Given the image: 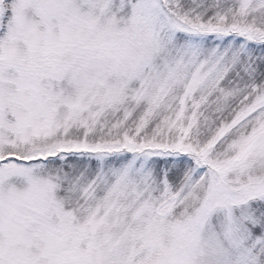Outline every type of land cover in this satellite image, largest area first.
I'll return each mask as SVG.
<instances>
[{"label": "snow or ice", "instance_id": "6c2138e0", "mask_svg": "<svg viewBox=\"0 0 264 264\" xmlns=\"http://www.w3.org/2000/svg\"><path fill=\"white\" fill-rule=\"evenodd\" d=\"M0 264H264V0H0Z\"/></svg>", "mask_w": 264, "mask_h": 264}]
</instances>
